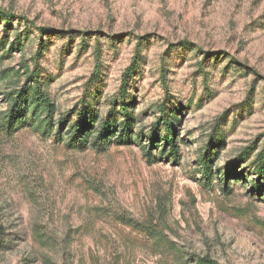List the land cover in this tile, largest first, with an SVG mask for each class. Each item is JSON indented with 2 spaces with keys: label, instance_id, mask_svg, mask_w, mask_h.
<instances>
[{
  "label": "rangeland",
  "instance_id": "374dc122",
  "mask_svg": "<svg viewBox=\"0 0 264 264\" xmlns=\"http://www.w3.org/2000/svg\"><path fill=\"white\" fill-rule=\"evenodd\" d=\"M0 9L52 31L41 32L47 48L38 64L56 118L88 90L100 94L104 115L139 42L143 60L129 83L134 132L146 134L156 119L162 60L172 105L181 109L178 163L155 149L148 161L138 143L67 149L30 128L0 131V264H264L263 196L232 179L225 191L219 174L252 148L238 169L248 174L263 148L264 0H0ZM37 36L3 68L20 74ZM26 84L21 75L0 80V115L5 94ZM214 139L221 145L207 186L197 156Z\"/></svg>",
  "mask_w": 264,
  "mask_h": 264
},
{
  "label": "trees",
  "instance_id": "16d2710c",
  "mask_svg": "<svg viewBox=\"0 0 264 264\" xmlns=\"http://www.w3.org/2000/svg\"><path fill=\"white\" fill-rule=\"evenodd\" d=\"M0 80L12 79L14 75H21L27 84L21 88L9 90L6 94L7 107L0 115V131L4 135L23 129L30 128L41 136L52 137L57 143H61L67 149L92 147L97 151L110 146L111 144L132 145L138 143L144 152L145 158L150 161L152 149L158 153V157L169 159L178 163L179 155L174 134L177 133V126L180 124V108L173 106L167 87V63L162 60L159 67V81L164 90L163 100L156 105V119L146 134H136L137 119L135 116L136 100L129 91V83L136 69L142 63L141 46L137 45V50L133 55L131 64L125 70L122 78V85L117 97L108 104L107 112L102 115L99 106V93L91 92L71 110L63 113L58 118L55 117V105L48 93L49 79H44L41 75V68L38 64L47 48L46 40L42 39L41 32L49 37L52 31L37 29L29 21L0 9ZM67 35L71 32L66 33ZM30 35H38V45L35 53L27 60L23 59L20 65L21 73L13 72L12 69L3 68V63L12 53H24L25 44L30 41ZM89 34L80 35L82 43L86 46ZM112 45L114 38H110ZM186 46V44H183ZM187 47V46H186ZM101 50L95 49V60L98 63L101 57ZM100 65L95 67L87 86L94 87L100 77ZM214 145L204 148L197 156V163L201 170L203 180L207 186H211L213 178V166L218 155L213 151L221 145V140L214 139ZM148 142V144L146 143ZM252 150V148H248ZM250 150L240 152L230 164V169L224 170L220 174L222 189L229 190L230 181L245 183L249 186L250 192L264 199V142L262 150L256 154L250 162L248 174L238 172L251 157ZM124 219H122V222ZM129 227H138L147 236L161 239L158 232L151 230L148 226L133 224L131 221L123 222ZM135 226V227H134ZM167 242H164L166 244ZM4 241L0 240V248H4ZM200 264H215L205 259L200 260Z\"/></svg>",
  "mask_w": 264,
  "mask_h": 264
}]
</instances>
